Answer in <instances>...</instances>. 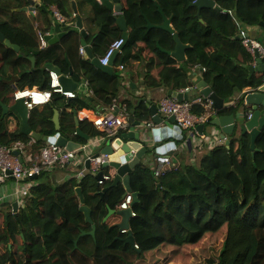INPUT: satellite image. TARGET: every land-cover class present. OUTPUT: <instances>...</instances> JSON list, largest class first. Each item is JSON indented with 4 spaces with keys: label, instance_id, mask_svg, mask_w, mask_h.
Masks as SVG:
<instances>
[{
    "label": "trees",
    "instance_id": "1",
    "mask_svg": "<svg viewBox=\"0 0 264 264\" xmlns=\"http://www.w3.org/2000/svg\"><path fill=\"white\" fill-rule=\"evenodd\" d=\"M42 1L45 8L40 12L45 19L44 25L38 28L34 21L17 25L0 19L5 39L20 47L19 52L0 39V146L11 148L19 141L27 143L33 138L20 133V126L10 128V117L16 116L20 122L21 119L14 111L4 116L2 104L12 105L17 89H49L47 64H56L67 72L68 52L63 46L80 39L78 31L69 28L62 42L42 47L41 35L50 31L55 21L48 8L56 4L63 15L69 16L63 8V0ZM122 1L130 31L127 51H151L152 58H157L162 66L158 77L147 75L146 88L161 90L165 86L168 91H176L194 84L188 70L184 66L177 67L175 58L161 50L173 51L176 40L172 33L157 27L164 22L159 8L171 19L175 33L187 46L185 64L205 67L202 78L221 98L228 100L236 89H257L264 84V72H250L253 58L239 38L237 22L249 32L251 27L262 28L260 34L252 35L264 43V27L260 26L264 22V0H215L216 6L202 8L200 15L193 5L195 0ZM25 3L26 0H19L11 6L7 0H0V11L13 12V8H21ZM94 13L103 31L94 43L103 56L114 40L122 38V31L109 7L94 3ZM72 20L74 22L76 17ZM148 22L156 26L148 28ZM33 55L35 64L31 61ZM129 58L127 54L126 59ZM80 67L87 70L95 101L103 100L105 106L115 104L114 99L120 93L118 76H90L89 71H93L94 66L89 59H80ZM136 98L138 95L132 96L133 101ZM130 101L127 99L126 104H131ZM139 102L140 99L138 105L132 104L136 109L133 115L149 120L150 111L138 108ZM237 103L243 104L244 96ZM237 105L227 106L226 112L233 113ZM85 106L79 97L53 93L43 110L31 111L30 125L42 136L55 135L53 117L58 110L63 136L83 146L90 138L102 135L88 119L80 120L79 128L89 139L77 133L76 116ZM193 111L201 114L204 108L194 104ZM45 144L43 140H36L26 150L35 155ZM256 146L254 153L250 134L243 138L233 134L227 147L229 163L230 159L237 158L250 177V197L244 184L236 189L225 175L231 169L221 155L226 146L202 153L198 150L192 158L181 157L177 152L179 165L159 176L149 163L138 164L130 172L131 187L139 194L133 205L135 215L130 220L138 247L121 239L127 233L119 230L116 220L109 224L108 219L120 216L113 214L104 220L124 198L126 188L122 183L111 186L113 180H110L101 184L93 173L81 180L72 177L60 184L36 179L16 213L11 203L0 204V264H135L152 250L162 258V264L177 261L183 264H264V127L256 139ZM101 169L104 173L110 171L109 168ZM49 171H44V175ZM229 174H233L231 170ZM78 187L92 210V223L86 221L80 210ZM105 187L109 189L102 195ZM93 224L96 225L94 236L91 234ZM207 233L209 237L200 248L187 247L199 243ZM190 253L197 254L199 259L196 255L192 259Z\"/></svg>",
    "mask_w": 264,
    "mask_h": 264
},
{
    "label": "water",
    "instance_id": "2",
    "mask_svg": "<svg viewBox=\"0 0 264 264\" xmlns=\"http://www.w3.org/2000/svg\"><path fill=\"white\" fill-rule=\"evenodd\" d=\"M102 4L108 6L110 9H114L116 12H122L123 11V5L121 3V0H100ZM30 5L21 8L23 11H32L38 3L34 0H29ZM193 5L196 6L199 9V15L202 8H214L216 6L215 0H195L193 2ZM72 6L75 12H78L76 2L72 0ZM160 12L163 15L164 22L162 25H158L157 27L164 29L174 35V38L176 40L177 46L176 50L174 52L172 51H166L163 49L164 52L167 54H171L175 56L179 61H183L186 59V49L187 46L184 45L181 40L179 39L178 35L175 33L174 28L171 25V19L167 18V16L164 14V11L162 8H159ZM117 21L119 22V25L123 31L122 37L125 40L124 45L128 41V34H127V22L124 16L118 17ZM203 21V19H201ZM76 26L79 28L81 35L83 38H86V30L83 28L82 18L78 16ZM148 28H153L156 25L148 22ZM261 27H264V22L260 23ZM70 26L63 25L57 21H54L53 26L51 27L49 33L44 35V40L49 41L50 43H53L55 41L60 40L65 34L62 33L63 30H68ZM55 33L57 35H55ZM0 39L4 41L8 46H12L15 49L19 50V46L16 44H12L8 39H5L4 34L0 30ZM84 46H86L85 40L82 41ZM123 45V46H124ZM122 46V47H123ZM162 50V49H161ZM90 53L89 48L86 49ZM116 54V53H115ZM114 54V55H115ZM113 55V57H114ZM111 58V60L113 59ZM34 61V57L31 58ZM94 63L101 68L103 71L106 72H112V62L108 65H102L100 63L99 58H94ZM48 70H55L60 75V83L64 90L66 91H75L77 89L79 90H86V86L84 84H80L76 80L73 79V72H70L69 76H66L62 74V71L60 68L54 64H47ZM251 73L255 71H261L264 72V61L260 58L257 59V65L256 66H250L249 67ZM198 88L200 89V94L203 95L206 98H209L213 101L214 107L217 109L216 114L212 117V120L209 122L210 128H206L205 125H199L198 126V135L202 136L207 132L210 136H215L214 130L219 134V137L221 139L226 138V145H230V140L228 139V135H231L235 132L236 129L240 130V138H243L246 134H250L252 138V148H256V138L260 134L262 128L264 127V110H261L260 107H264V86L261 87L259 90L255 92H250L245 97V103L246 106H249L250 109L248 110H241L239 111L237 108L233 113L231 114H220L222 111L226 110L225 106V99L221 98L211 86L208 85V83L205 80H201L198 82ZM169 95H173V97H176L178 100L182 101L183 96H187L186 94L182 92H176L169 90ZM145 100V98H142L141 101ZM141 101L139 103H141ZM3 106V115L9 114L11 111L16 112L20 119H21V127H20V133L25 135H30L36 140H43L45 142L55 143L61 147H66L67 150H74L81 147L80 143H76L74 141H70L65 136H63L60 132L61 124H60V114L59 111L56 110L53 120L55 123L56 128V134L52 136H42L41 133L34 131L32 129V126L30 125V111L28 110L27 106L24 103V99H19L15 101L12 105L2 104ZM145 109L150 111V114L153 118L154 123L157 125L152 131L149 129V127L144 123L143 119L135 118L133 115L136 111V109H132L131 113L132 115L129 118V121L134 126L133 130L127 133H122L120 137L116 138L114 140V143H118L116 146L115 144L108 145L105 147L103 154H108L109 156H113V158L109 159L108 161H105L102 165L103 168H109L114 169L116 171V175L113 179V183L111 186H115L119 183H122L126 188L125 195L130 192L133 195V201L131 203V206L127 209H111L107 216L104 218L106 221L110 216L113 214H116L121 217L120 222L117 223V226L120 231L123 229H127L128 233L127 236L124 238H121L125 243L130 244L133 247H136V239L134 237L133 231L131 229V223L130 220L132 218V212H133V205L138 201L139 194L138 192H134L131 187V177L130 172L133 170L138 164H140L143 161V158H149L151 159L153 155L164 153L166 150H171L173 148H178L180 143L183 142L185 135L183 134V131L175 124V118L174 116L169 117L167 120L162 117V115L159 113L160 105L158 103L156 104H148L145 102ZM143 110V108H142ZM80 118L77 113L76 116V124H77V133L87 139L89 137L85 135L79 128ZM166 122V123H165ZM164 125H161L163 124ZM161 125L158 127V125ZM138 126L139 129L135 130V127ZM219 127L220 130L217 128ZM206 128V129H205ZM216 128V129H215ZM147 134V135H145ZM196 135L188 137L184 142L186 145L189 146V149H192V142ZM150 144L146 142V140ZM172 139V141L162 145L161 147L158 146V143L162 141H166ZM124 140H129L126 143ZM154 147V149H153ZM134 148L137 151L136 155L133 157V159L128 163H122L123 158L129 159V153L130 149ZM16 155H19V151L14 152ZM150 154V155H149ZM151 158H150V157ZM179 165V160L176 156H172L170 166L167 168H176ZM86 167L90 168V161H86ZM76 170V168L74 169ZM8 173H11V171H8ZM96 179H102L103 177V171L98 172L97 174H94ZM34 179H37L38 177H33ZM109 189V187H105L101 194L103 195L104 192H106ZM76 193L80 200V210L84 213L85 219L87 222H93L92 220V210L91 208L86 204V200L83 194V191L81 187H78L76 189ZM124 195V197H125ZM14 212H17L18 209V203L15 202L13 204ZM91 234L94 236L96 234V225L93 224V228L91 231Z\"/></svg>",
    "mask_w": 264,
    "mask_h": 264
},
{
    "label": "crops",
    "instance_id": "3",
    "mask_svg": "<svg viewBox=\"0 0 264 264\" xmlns=\"http://www.w3.org/2000/svg\"><path fill=\"white\" fill-rule=\"evenodd\" d=\"M7 1L9 3H11V6H13L19 2V0H7ZM34 1H36V3H38V5L32 11L21 10V8L30 5L29 0H26V3L24 4V6H22L21 8H16L15 10L13 8V12L8 11L6 9L0 11V19L14 22L17 25H22V24H26V23L30 24L32 21H34V24L37 28L39 27V25H44L45 16L40 12V10L45 8L44 3L42 0H34ZM74 1L76 2V5H77V9H78L77 13L73 9L72 0H63L62 3H63L64 10L69 15V16H66L69 19V25L68 26H70L71 29H76L78 31L80 39L78 41L76 39L72 40L66 46H63L64 50L68 52V54L66 55L68 71L65 72V70L63 68H60V66H58L56 64H54V65L58 66L60 68V70L62 71V74L66 75V76H69L70 72H73V79L76 80L77 82H79V85L84 84L86 86V90L77 89L74 91L76 93L75 97L81 98L82 101L86 105L85 107H83V109L79 110V112H78L79 118L81 120L88 119L89 121H91V118L93 117V115L100 113V112H103L108 107V106L104 105L103 100H100L99 102L95 101L94 87L92 86V84L90 82V79H89L88 74H87V70L85 68L80 67V59H82L84 61L89 59L90 62L93 64L94 70L89 71L90 76H96L97 75L98 78L103 77V74H116L118 76V83L120 86L119 92L120 93L116 97L117 99H114L115 100L114 102L119 107L127 106V107H129L128 109H134V108H132V104L133 103L137 104V101L139 99L141 101L142 98H145V100L141 101V106L140 105L137 106L140 109L145 108V102L148 104L159 103V101L165 95L168 94L167 87L164 86V87H162L161 90L158 88L157 89H150V88H146L145 84H146V80H147L146 79L147 75L151 74L155 77L159 76V71L162 69L160 61L157 60V58H152V52L148 51L146 49H144V51L141 53H138V49H133L132 52L127 51V45H128V42L130 41V31H129V28L127 25L128 41L122 47V49L114 55L113 59L111 60L112 72L103 71L101 68H99L94 63V58L100 59L102 57V54H103L101 51H99V49L96 47V45L94 43V42H96V40L101 38L102 32H103L102 27L95 21L94 3L97 4V6H102V5L105 7H108V6L102 4L100 0H74ZM121 3L123 5L122 0H121ZM48 9L50 10V12H52V13H50V16L53 18H54L53 11L55 9H58L62 13V10L56 4L50 6V8H48ZM111 10L113 11L114 15H116L117 19L120 16H124L123 11L122 12H116V11H114V9H111ZM14 11H16V13L21 11V12H23V14L22 15L15 14ZM78 16L82 18L83 28L86 30V33H87L85 39L81 35L79 28L76 26ZM72 17H76V20L74 22L72 20ZM117 23L119 25L118 21H117ZM119 27H120V25H119ZM120 29H121V27H120ZM121 31H122V29H121ZM261 31H263L262 28H258V27H251L250 28V33L254 34V35H258V33L260 34ZM65 32H68V31H66V30L62 31V33H65ZM47 33H49V31ZM122 34H123V31H122ZM55 35H57V34L55 33ZM64 36L60 40L55 41L53 43H50L49 41H45L44 36H41L42 47H46V46L54 44V43L62 42V39L64 38ZM83 40H85L86 46H84V44L82 43ZM138 46H141V45L138 44ZM158 46L161 48V46L159 44H158ZM176 46H177V43H176ZM81 47H85V50L87 48H89L90 53L88 51H86L85 54H82L80 51ZM175 50H176V47L172 52H174ZM17 51L20 52V47H19V50H17ZM162 51H163V49H162ZM36 54H37V52H36ZM127 54L130 55L129 59H126ZM32 57H34V61L32 59H31V61L33 62V64H35L36 57H35V55L31 56V58ZM173 57L175 58V60L178 63L177 67L184 66L188 70V72L191 74L193 83L194 82L198 83L199 81L204 80L202 78V73H201L199 67H193V66L185 64L186 59L183 61H179L175 56H173ZM251 66H253V64ZM255 72H261V71H255ZM97 77H96V79H97ZM165 77L166 76L164 73L163 78L166 79L167 77L166 78ZM208 85H209V83H208ZM263 86H264V84L260 85L257 90H259ZM251 89L252 88H250V87H247L242 91L236 89V91L232 95V97H230L228 100H225V105L226 106L229 105L231 101H235L236 102L235 105L238 104L237 102L244 96V92L247 90H251ZM137 95H138V98H136L133 101L132 96H137ZM186 95L187 96H183V99L186 98V99L191 100L196 96L199 97L200 94L197 90H194V91L189 92ZM75 97H73V98H75ZM127 99H129V101L131 100L130 102H132V103L126 104ZM237 106H238L237 108H239L238 109L239 111H241V110L244 111V110L250 109L249 106H246L245 102L243 104L237 105ZM44 107H45V105L37 106L36 108H38L39 110H43ZM260 109L264 110V107L261 106ZM160 112L161 111L159 110V113ZM220 114H231V113L230 112L228 113V112H226V110H224ZM162 116L165 117V115H163V114H162ZM10 118H11L10 128L15 129L18 126L21 127V122H20L19 118H17L16 116H12ZM143 120H144V123H146V122H153L154 123L151 114H150L149 120L146 118H144ZM165 120H167V118H165ZM60 124H61V119H60ZM161 125H164V123ZM161 125L159 124L158 127H160ZM133 128H134V126H133ZM206 128H210V125L206 126ZM217 128L220 130L219 127H217ZM138 129H139V127L136 126L135 130H138ZM150 130L152 131V129H150ZM60 132L62 135H64L62 133V129H60ZM127 132H130V131H127ZM127 132H120V134L116 135L114 138H109V139L106 138L103 141L99 140L98 142L93 143V141L96 139V136H95L93 138H90L85 145L89 144L88 151L92 152L94 155H101V154H103L105 147H107L108 145H111V144H115V146H116L118 143L117 144L114 143V140L116 138L120 137L122 133H127ZM233 134L235 136L239 137L240 130L236 129ZM233 134L228 135V139L230 141H231V136ZM145 135H147V134H145ZM144 140H146V139H144ZM127 141H129V140H124L125 143ZM146 142L148 143V140H146ZM202 143H204V142H203L202 138L199 136L194 137L193 142H192V149H189L188 145H186V144L184 145V143H180L177 154L180 155L181 157L185 156L188 158L189 157L192 158V155H196L198 150H200L199 153H202V151L211 150L214 147H221L222 148L223 146H226V149H224L222 151L221 155H223L225 157V159H227V161H228L227 166H230V168H231L230 170L232 171L233 174L230 175L229 174L230 170H227L225 175L230 177V180L234 183L236 189L240 188L244 184L246 186V188L248 189V196L250 197L251 196V194H250V190H251L250 187L251 186L249 183L250 177L243 170V168L240 165V162L238 161L237 158L230 159L231 163H229V158H228L229 154L227 151L228 145H226L225 140H222L219 137V139H216L213 141H208V144H206L207 146H203V145L201 146ZM255 143H256V141H255ZM256 150H257V146L254 149V153ZM105 155H108V154H105ZM111 158H113V156H109V159H111ZM149 160L151 162L153 159L151 160L148 157L143 158L144 162L149 163L148 162ZM178 160H179V158H178ZM179 162H180V160H179ZM84 166H86V163ZM74 169H75V167H73L72 165H68L66 167L57 166L47 173L52 178L53 182H57L60 184L64 180L72 178L70 173ZM40 177L41 176H39L38 179H40V181H41L42 178H40ZM30 186H31V184L27 181H15L13 179H9L4 183H0V204L3 202H9L13 205L15 202H17L18 207H19L22 204L23 198L25 197ZM151 252H153V250L149 251L148 253H151Z\"/></svg>",
    "mask_w": 264,
    "mask_h": 264
},
{
    "label": "built area",
    "instance_id": "4",
    "mask_svg": "<svg viewBox=\"0 0 264 264\" xmlns=\"http://www.w3.org/2000/svg\"><path fill=\"white\" fill-rule=\"evenodd\" d=\"M233 14V11H229ZM54 19L63 24L69 25V19L61 13L58 9L53 11ZM239 29V38L247 51L252 55L253 66L257 65V59L260 58L264 61V43H262L257 37L253 36L239 21H237ZM43 36V35H41ZM124 38L114 40L107 48L105 54L100 58L102 65H108L113 55L119 52L124 45ZM82 54L86 53L85 47L80 49ZM198 67V66H197ZM202 71H205V67H201ZM50 88L40 89L38 87L17 89L14 92V102L19 99H24V103L29 111H32L36 106H42L48 104L52 100L53 93H61L67 97L73 98L76 96L74 91H66L63 89L60 83V75L55 70H50ZM197 90L196 85L188 86L180 90L182 93H189ZM200 104L204 108V112L196 114L193 111V105ZM234 104V101L230 102V105ZM129 107H119L116 103L108 106L103 112L93 115L91 121L93 124L103 133L101 136H97L93 143L99 140L114 138L120 132H127L133 129V125L129 121L130 113ZM160 111L167 117L174 116L175 123L181 130H186L188 134L194 136V133L198 132V126L206 124L210 118L216 114V109L213 105V101L210 99H204L201 95L194 97L191 100H178L176 97L165 95L160 101ZM149 128L155 127L153 122L145 123ZM215 136L202 135L201 138L205 141H213L219 139V134L214 130ZM36 140L32 138L29 142L25 143L19 141L14 147L0 146V183H4L9 179L15 181H27L31 184L35 176H39L44 171L52 170L58 165L67 166L72 165L76 170L71 171L72 177L81 180L85 178L89 173H97L101 170L102 164L109 160V156L105 154L94 155L88 151V145H83L75 150H67L65 147H61L55 143L46 142L41 151L35 155L29 153L26 149L33 145ZM19 151V155L14 152ZM137 150L132 148L130 151L129 159L124 158L122 163L130 162L135 156ZM171 154L159 153L154 156L153 160L148 161L156 176L163 175L169 169L171 163ZM90 161V168L85 165L86 161ZM83 166L81 169L79 166ZM11 171V173H8ZM116 175V171L112 170L109 173H104L102 179H99V183H105L106 181L113 180ZM30 186V187H31ZM133 201V195L128 192L120 204L118 209H127L131 206ZM135 212H132V216ZM122 232L127 233L124 229ZM136 247L137 244L135 245Z\"/></svg>",
    "mask_w": 264,
    "mask_h": 264
},
{
    "label": "clouds",
    "instance_id": "5",
    "mask_svg": "<svg viewBox=\"0 0 264 264\" xmlns=\"http://www.w3.org/2000/svg\"><path fill=\"white\" fill-rule=\"evenodd\" d=\"M54 20H55V19H54ZM55 21H56V20H55ZM197 66L199 67L201 73H203L204 71L201 70V67H202V66H200V65H196V66H193V67H197ZM49 71H50V70H49ZM197 84H198V83H195V82H194L193 85H196L197 91H198L199 94H200V89L198 88V85H197ZM257 89H258V88H257ZM257 89H251V90H247V91H245V92H244V102H245V97L247 96V94L250 93V92H255V91H257ZM180 90H181V89H180ZM180 90H177L176 92H180ZM173 92H174V91H173ZM184 94H188V93H184ZM167 95L173 97L172 94L169 95V93H168ZM200 95H201V94H200ZM201 96H202L204 99H209V98L204 97L203 95H201ZM69 98H70V97H69ZM173 98H175V97H173ZM183 100H188V99L184 98ZM210 100H211V99H210ZM160 101H161V100H160ZM160 101H159V103H158L159 105H160ZM13 103H15V102L13 101ZM235 103H236V102L234 101V104H232V105H235ZM45 105H46V104H45ZM213 105H214V103H213ZM232 105L229 104V105H227V106H232ZM236 105H237V104H236ZM225 106H226V105H225ZM227 106H226V107H227ZM36 107H37V106H36ZM36 107H35V108H36ZM35 108H34V109H35ZM215 109H216V108H215ZM159 110H160V109H159ZM216 112H217V109H216ZM30 113H31V111H30ZM160 114L162 115L161 112H160ZM163 115H164V114H163ZM213 116H214V115H213ZM213 116H212V117H213ZM162 117H164V116H162ZM212 117H211L210 120L207 122V124L212 120ZM164 118H167V119H168L169 117H167V116L165 115ZM175 124H176V123H175ZM154 125H155V127L157 126L156 124H154ZM201 125H203V124H201ZM204 125H205V124H204ZM207 126H208V125H207ZM155 127L150 128V129H154ZM205 127H206V125H205ZM205 129H206V128H205ZM215 129H216V128H215ZM182 131H183V134L185 135V138H184V140H183L182 143H184V145H185V142H184V141H185L188 137H191V136H193V135L190 136L186 130H182ZM119 134H120V133H119ZM194 134H195L196 136H199V135H198V132H197V133H194ZM204 135L207 136V135H208L207 132H205ZM196 136H195V137H196ZM199 137H201V136H199ZM222 140H225V143H226V138H224V139H222ZM170 141H172V139H169V140H166V141H162V142L158 143V146L161 147L162 145H164V144H166V143H168V142H170ZM209 141H210V140H209ZM203 142H204L205 144H208V141H203ZM204 143H202L201 146H202ZM65 148H66V147H65ZM131 149H132V148H131ZM178 149H179V147H178V148H173V147H172L171 150H169V151L166 150L164 153L167 152V153L171 154V156H176L175 154L178 152ZM74 150H75V149H74ZM130 151H131V150H130ZM137 151H138V150H137ZM136 153H137V152H136ZM129 155H130V153H129ZM135 155H136V154H135ZM155 155H157V154H155ZM155 155H153L152 157L154 158ZM176 157H177V156H176ZM123 159H124V158H123ZM171 159H172V157H171ZM177 159H178V158H177ZM151 160H152V158H151ZM107 161H108V160H107ZM102 165H103V164H102ZM67 166H68V165H67ZM65 167H66V166H65ZM171 169H173V168H171ZM171 169H169L168 171H170ZM112 170H114V169H110L109 172H111ZM73 171H74V170H73ZM100 171H103V170L101 169ZM100 171H98V172H100ZM168 171H167V172H168ZM98 172H97V173H98ZM109 172H108V173H109ZM97 173H93V174H97ZM103 174H104V171H103ZM39 176H40V175H39ZM39 176H38V178H39ZM38 178H37V179H38ZM33 180H36V179H33ZM117 209H118V208H117ZM123 230H124V229H123ZM126 230H127V229H126ZM127 233H128V230H127Z\"/></svg>",
    "mask_w": 264,
    "mask_h": 264
},
{
    "label": "rangeland",
    "instance_id": "6",
    "mask_svg": "<svg viewBox=\"0 0 264 264\" xmlns=\"http://www.w3.org/2000/svg\"><path fill=\"white\" fill-rule=\"evenodd\" d=\"M103 134V133H102ZM99 136H101V135H99ZM203 140V139H202ZM203 141H205V140H203ZM148 144H150L149 142H148ZM153 149H154V147H153ZM153 159V158H152ZM40 178H42V180L41 181H44V180H52V178L48 175V173H47V175H44V172L41 174V177ZM44 179V180H43ZM67 180V179H66ZM66 180H64L63 182H65ZM35 181L36 180H33V181H30L32 184H34L35 183ZM62 182V183H63ZM251 188V187H250ZM116 220V221H115ZM121 220V217L120 218H115V217H113L112 219H108V222H110L109 224H113V222L115 221V222H119ZM107 221V220H106ZM114 222V223H115ZM208 237H209V233H207V234H205V236L203 237V239L199 242V243H197V244H194V245H187V247L188 248H200L201 246H202V244H203V242L204 241H206L207 239H208ZM191 254V258L192 259H194V256L196 255V257L198 258V255L197 254H193V253H190ZM199 259V258H198ZM162 258H160L158 255H157V253H156V251H154L153 250V252H151V253H145V255H144V257L143 258H141V259H139V260H137L136 262H135V264H162ZM172 264H183V263H181V261H177V262H174V263H172Z\"/></svg>",
    "mask_w": 264,
    "mask_h": 264
}]
</instances>
